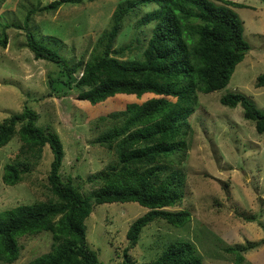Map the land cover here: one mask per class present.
<instances>
[{
	"label": "trees",
	"instance_id": "trees-1",
	"mask_svg": "<svg viewBox=\"0 0 264 264\" xmlns=\"http://www.w3.org/2000/svg\"><path fill=\"white\" fill-rule=\"evenodd\" d=\"M82 1L51 0L31 7L22 23L3 25L0 46H7L6 28L23 30L25 47L34 58L58 67L55 75L48 76L47 89L35 98L38 101L67 97L75 90L76 100L93 107L122 95L112 100L118 107L115 111L105 115L93 111L88 114L96 117L89 121L95 127L97 119L114 121L98 132L91 143L113 152L116 161L85 178L78 177L75 182L71 176L62 175L65 151L59 134L49 125L38 126V115L33 108L25 104L21 111L4 118L0 123V147L17 135L22 142L20 151H28L36 160L42 155V147H49L52 159L46 178L55 200L19 204L0 211L2 263L18 259L20 236L49 231L50 251L25 264H102L87 240L86 219L93 206L103 203L136 202L147 209L126 230L122 264H128L129 249L137 245L142 229L153 220L160 218L174 226H183L189 221L188 210L172 209L179 202L182 179L178 177L177 183L172 184L176 172L161 177L166 165L160 163L173 162L172 155L179 151L182 152L179 158L184 156L187 119L198 105L199 93L224 88L251 49L244 39L243 22L234 10L245 7L243 4L231 0H118L110 28L98 39L104 45L102 51L90 54L86 60L72 62L50 45L38 41L28 26L31 16L37 12L55 11L63 3ZM150 4L155 8L142 18L144 24L153 23L145 45L115 48L125 17L133 9ZM139 48L140 57H128ZM255 86L264 87V73L256 77ZM144 96L150 99L137 102ZM220 102L230 107L240 104L244 118L255 122L257 133H264V112L248 96L229 92L220 97ZM20 164L18 159L4 164L5 184L21 181L26 170ZM82 182L91 183L94 188L84 191ZM246 218L254 220L251 216ZM246 250L245 246L225 249L235 252L239 264ZM149 264H202V259L190 242L173 241Z\"/></svg>",
	"mask_w": 264,
	"mask_h": 264
},
{
	"label": "rangeland",
	"instance_id": "rangeland-1",
	"mask_svg": "<svg viewBox=\"0 0 264 264\" xmlns=\"http://www.w3.org/2000/svg\"><path fill=\"white\" fill-rule=\"evenodd\" d=\"M49 1L0 0V36L3 25L14 21L22 23L28 9ZM231 1L245 5L234 10L243 22L244 39L251 49L236 66L224 88L200 93L198 105L187 119L184 156L179 158V153L182 154L179 151L172 155L173 162L160 163L166 165L161 177L176 172L172 184L177 183L178 177L182 179L179 202L172 209L188 210L190 220L183 226H174L160 218L153 220L142 229L137 245L129 249L128 264H149L166 244L173 241L190 242L202 264H229L222 257L227 246L247 247L246 258L249 253L250 258H256L254 251L264 250V133H257L255 122L244 118L240 104L230 107L220 102L222 95L239 92L264 112V87L255 86L256 77L264 73V2ZM117 4L118 0L63 3L55 11L33 14L28 29L38 41L50 45L69 61L86 60L90 54L102 51L104 45L98 39L110 28L111 15ZM154 8L155 5L150 4L133 9L124 19L114 47H143L153 23L144 24L142 18ZM5 34L7 46H0V123L11 113L21 111L25 104L33 108L38 115L36 124L49 125L59 134L65 151L62 175L71 176L75 182L115 162L113 152L103 145L91 143L98 132L114 121L97 119L96 128L89 123L96 117H88V114L93 111L105 115L115 111L118 107L112 100L123 96L116 95L93 107H86L76 100L75 90L67 97L38 101L35 98L47 89L48 76L55 75L58 67L34 58L25 47L23 30L6 28ZM141 48L128 57H140ZM147 99L150 97L144 96L137 102L143 103ZM21 145L15 135L0 147V211L19 204L55 200L46 178L52 159L49 147H42V155L36 160L28 151L21 152ZM16 159L21 162L20 168L26 171L22 173L21 181L7 185L2 180L3 166ZM93 188V184L84 183V191ZM146 210L136 202L93 206L86 219V235L102 264H122L123 249L127 245L126 230L130 222ZM247 216L254 220L248 221ZM18 242L21 244L18 259L0 264H25L49 252L51 233L25 234ZM227 253L234 264H239L235 252Z\"/></svg>",
	"mask_w": 264,
	"mask_h": 264
},
{
	"label": "crops",
	"instance_id": "crops-1",
	"mask_svg": "<svg viewBox=\"0 0 264 264\" xmlns=\"http://www.w3.org/2000/svg\"><path fill=\"white\" fill-rule=\"evenodd\" d=\"M200 93L198 95V99H199ZM251 222V221H250ZM222 237L224 238V236L222 235ZM225 239V238H224ZM226 240V239H225ZM229 247V246H227ZM223 253H222V257L224 258V260L228 261L229 264H234L233 260L231 259V257H229L228 253L225 251V248L223 249ZM249 250H247L245 253H243V261L241 263L243 264H264V250L260 251V250H255L254 252H257V256L256 258L253 257H249L250 253L247 255V258L244 256V254H246ZM253 252V251H252ZM224 254H226L227 256L224 257ZM262 254V255H261ZM233 262V263H232Z\"/></svg>",
	"mask_w": 264,
	"mask_h": 264
}]
</instances>
